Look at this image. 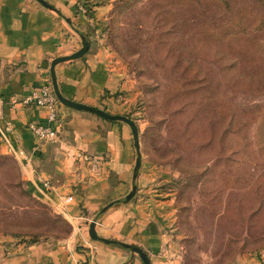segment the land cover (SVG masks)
<instances>
[{
	"label": "rangeland",
	"instance_id": "374dc122",
	"mask_svg": "<svg viewBox=\"0 0 264 264\" xmlns=\"http://www.w3.org/2000/svg\"><path fill=\"white\" fill-rule=\"evenodd\" d=\"M227 1L118 0L107 24L118 114L173 197L181 264H264V21L252 23L264 0ZM20 189L17 161L0 152V237L69 232Z\"/></svg>",
	"mask_w": 264,
	"mask_h": 264
},
{
	"label": "crops",
	"instance_id": "0c3cea01",
	"mask_svg": "<svg viewBox=\"0 0 264 264\" xmlns=\"http://www.w3.org/2000/svg\"><path fill=\"white\" fill-rule=\"evenodd\" d=\"M44 1L54 10L35 0H0V131L6 138L0 134V152L10 155L9 145L20 151L23 188L59 215L69 232L58 239L2 236L0 264H142L120 243L141 249L149 264H181L173 197L141 156L132 177L135 150L127 124L59 104L56 123H48L55 128L52 140H39L27 128L47 124L48 110L22 99L50 86V61L77 50L81 37L85 53L53 67L60 94L109 112L124 107L123 95L113 96L123 88L122 64L106 41L118 0ZM78 154L95 156L98 173H90ZM132 185L134 193L124 201ZM90 220L96 235L112 242L91 239Z\"/></svg>",
	"mask_w": 264,
	"mask_h": 264
},
{
	"label": "water",
	"instance_id": "95a60500",
	"mask_svg": "<svg viewBox=\"0 0 264 264\" xmlns=\"http://www.w3.org/2000/svg\"><path fill=\"white\" fill-rule=\"evenodd\" d=\"M35 1L47 9L54 10L44 0H35ZM86 49H87V42L85 41V39L83 37H81V45L77 50H75L74 52H72L68 55L57 56L50 61L49 73H50L51 90H52L56 100L58 101V103L61 104L62 106H67V107H71V108H74L77 110L87 111V112L93 113V114H95V115H97V116H99L105 120L120 121V122L127 124V126L129 127V130H130V133H131L132 144H133V147L135 150V159H134L133 174H132V177H134L136 174V171L139 167L140 154H139V150H138L137 129H136L135 124L132 122V120H130L129 118H127L126 116L121 115V114H110L103 109L93 107V106H90V105H87V104H84L81 102H77V101H73V100H70L68 98H65L64 96H62L60 94V92L57 88V85L55 82V77H54V72H53L54 65L57 64L58 62L78 58L85 53ZM134 190H135V186L132 185L130 190L128 191V193L125 195L124 201H127L133 195ZM108 205H110V204H108ZM106 207L107 206H104L103 208H101V211L105 210ZM93 226H94V221L90 220V222L88 223L87 234L91 239L99 240V241H102L104 243L112 242L111 240L97 236L94 229H93ZM120 245L128 248L132 252H135L139 256V258L141 259L142 264H149L146 255L138 247L127 245L124 243H120Z\"/></svg>",
	"mask_w": 264,
	"mask_h": 264
},
{
	"label": "built area",
	"instance_id": "2783aa9c",
	"mask_svg": "<svg viewBox=\"0 0 264 264\" xmlns=\"http://www.w3.org/2000/svg\"><path fill=\"white\" fill-rule=\"evenodd\" d=\"M22 103L24 105H37V106H44L48 110V114L46 116V123L47 124H37V123H29L27 128L29 131L39 140H52L55 137V128L50 126L49 124L56 123V111L59 105L58 101L56 100L51 86L49 84L41 86L39 90L32 91L30 94L26 95L22 99ZM49 123V124H48ZM2 138H5V132L3 130L0 131ZM9 143H7L8 145ZM10 155L18 161L21 153L19 150L11 148L8 146ZM82 161L86 162L87 169L90 173L95 174L98 173L99 169V160L95 156L87 155V154H78L77 155ZM71 200V196L68 195L63 199V202H69Z\"/></svg>",
	"mask_w": 264,
	"mask_h": 264
},
{
	"label": "trees",
	"instance_id": "16d2710c",
	"mask_svg": "<svg viewBox=\"0 0 264 264\" xmlns=\"http://www.w3.org/2000/svg\"><path fill=\"white\" fill-rule=\"evenodd\" d=\"M211 2H213V3H216V4H222V6L223 7H225V5H226V9H228V1L227 0H211ZM225 9V8H224ZM264 12V11H263ZM251 15H252V11H251ZM252 17V16H251ZM264 21V13H262V16L260 15L259 17H258V19L257 20H254V22H252V23H256V24H254V26H253V28L256 26V25H259L261 22H263ZM236 23H239V21H237ZM230 26H231V24H230ZM251 28H252V26H251ZM263 28V27H262ZM261 28V29H262ZM107 32H108V28H107ZM251 32H253V30H251ZM213 37V36H212ZM212 37H211V34H210V32L208 31V38H211L212 39ZM223 56V55H222ZM221 56V57H222ZM224 57V56H223ZM234 62H231V63H229V64H224V66L222 67L223 68V70H227V69H235V67H234ZM119 94V92L117 93H113V96H116V95H118ZM104 110V109H103ZM106 112H108V113H110L108 110H105ZM110 114H118V113H110ZM121 115H124V116H126L127 118H129V116L128 115H126V114H121ZM130 119V118H129ZM131 120V119H130ZM17 186H19V184L17 185ZM20 194L23 196H27L28 198H29V194L27 193V191H25V190H21L20 189ZM57 216H59V215H57ZM60 217V216H59ZM61 218V217H60ZM62 219V218H61ZM63 220V219H62ZM64 221V220H63ZM65 222V221H64ZM65 224L66 225H68L66 222H65ZM69 227V226H68ZM3 237H11V236H9V235H4Z\"/></svg>",
	"mask_w": 264,
	"mask_h": 264
}]
</instances>
